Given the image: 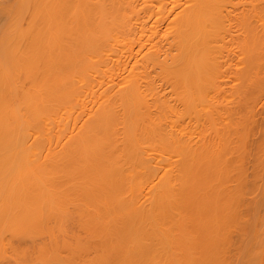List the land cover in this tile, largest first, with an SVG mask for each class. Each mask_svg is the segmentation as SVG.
Returning <instances> with one entry per match:
<instances>
[{
	"label": "bare ground",
	"instance_id": "obj_1",
	"mask_svg": "<svg viewBox=\"0 0 264 264\" xmlns=\"http://www.w3.org/2000/svg\"><path fill=\"white\" fill-rule=\"evenodd\" d=\"M262 99L264 0H0V264H264Z\"/></svg>",
	"mask_w": 264,
	"mask_h": 264
},
{
	"label": "rangeland",
	"instance_id": "obj_2",
	"mask_svg": "<svg viewBox=\"0 0 264 264\" xmlns=\"http://www.w3.org/2000/svg\"><path fill=\"white\" fill-rule=\"evenodd\" d=\"M262 101H263V103H264V99H262ZM262 101H260V104H259V107H261V111H262V108H263L262 106H264V105L261 103ZM261 105H262V106H261ZM259 107H258V108H259ZM259 110H260V108H259ZM259 110H258V111H259ZM261 111H260V112H261ZM260 117H261V116H260ZM262 118H263V117H261V120H262ZM263 121H264V120H263ZM263 121H262L261 124H259L261 121H259V123H257V124L259 125V127L264 125V122H263ZM259 127H258V129H257V132H258V133H256V135L253 134L254 137H253V135H251V136H252V137L250 138L251 140H252V138H253V140L255 139L254 141H257V142H258V139H259V141H260L261 138H262L261 141L263 140V135H262V137H261V134L259 133ZM256 128H257V127H256ZM262 129H263V131H261V132H262V134H263V133H264V127H262L261 130H262ZM255 131H256V130H255ZM254 133H255V132H254ZM255 136H256V137H255ZM251 142H252V141H250V143H251ZM252 144H255V142H252ZM253 146H254V145H253ZM251 151H253V150H251ZM253 152H254V151H253ZM253 152L251 153V156H252ZM251 156H250V157H251ZM250 157H249V158H250ZM252 157H253V156H252ZM252 159L254 160V158H250V159H248V161H247L248 163H246V165H248V166H246V167H247V169H250V170H249L250 172L252 171V166H253V163H254V162H252ZM250 164H251V165H250ZM250 172H248V174H249L248 176H249V177H251V174H252V173H250ZM263 175H264V174H263ZM262 178L264 179L263 176H262ZM263 179H262V180H263ZM262 183H264V181H262ZM263 186H264V185H261V186L259 187V189H258V190H259V193L257 192V194L254 193V195H252V196L248 195L249 198L247 197L248 200L250 199V197H251V198L254 197V198H252L253 200L250 199V201H248V200H247V201H248V202H251V201H252V202L249 203V204H251L252 206H255L256 209H257V210H255L256 213L258 212V215L260 214V216H257V214H256V215L254 214L255 216H254L253 218H256V216H257V217H261V216H262L261 213L263 212V211H262V210H263L262 208H263L264 203H262V201H261V202H260V205H256L258 202H255V201L263 200V198H262V191H263V189H264V188L262 189ZM260 188H261V189H260ZM258 190H257V191H258ZM260 190H261V191H260ZM255 194H256L257 196H256ZM246 196H247V195H246ZM260 198H262V199H260ZM254 199H255V200H254ZM257 199H259V200H257ZM253 201H254V202H253ZM255 203H256V204H255ZM253 204H255V205H253ZM261 205H262V206H261ZM260 206H261L262 208H261ZM257 207H258V208H257ZM259 208H261V209H259ZM248 211H249V210H248ZM250 213L253 214L252 211H250ZM250 213H249V214H250ZM250 216H251V215H250ZM249 226H250V225H249ZM246 228H247V229H246L247 231H246L245 234H247L246 236L248 237V236H250V235H248V234H250L251 232H249V229H250V228L248 229V226H247ZM247 232H248V233H247ZM245 234H244V236H245ZM251 236H252V234H251ZM247 237H246V238H247ZM252 237H253V236H252ZM252 237H250V238H252ZM248 238H249V237H248ZM250 238H249V239H250ZM7 252H10V250H8Z\"/></svg>",
	"mask_w": 264,
	"mask_h": 264
}]
</instances>
